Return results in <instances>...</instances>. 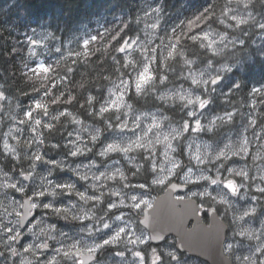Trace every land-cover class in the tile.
<instances>
[{
	"label": "clouds",
	"instance_id": "obj_1",
	"mask_svg": "<svg viewBox=\"0 0 264 264\" xmlns=\"http://www.w3.org/2000/svg\"><path fill=\"white\" fill-rule=\"evenodd\" d=\"M213 4L217 6L207 8L208 16L205 17V20L214 18L213 23H218L220 27L208 25V29H202V36L191 35L188 38L192 42L191 45H185L189 50H193V46H196L195 50L200 52V50L209 49V44H211L214 57L208 58L207 53L203 52L206 58V64L203 69L193 72L192 66L196 61L191 60V63H185V60L189 59L185 58L184 51L181 50L183 55L178 54L180 60L177 63L183 70L178 75H175L171 80L166 75H160L161 78L158 81L153 80L140 91H136L134 87L131 100L125 98L132 89V86H130L125 90L124 98L110 112H101L99 109L101 106H106L107 102L111 100L110 90L118 84L117 81L121 82V67L115 69V78L111 74L107 76V84L100 83L99 77L91 83L83 78L73 81L71 75H69L66 82L61 73H71L72 71L70 67H64L68 61V56H63L62 59L57 60L55 68L51 64L49 65L52 71L47 78L43 74H33L30 69L21 71L20 77L23 84L30 87L32 91H36L38 88L44 90L41 97L34 102L45 103L48 111L43 116L34 113L32 121L29 122L28 119L24 118V114L29 110V107L26 108L20 102L18 96L13 95L12 100L9 102L8 119L13 121V124L8 127L7 132H0V143L3 145V150L0 152V264H49L48 259L42 260L40 257L44 256L50 247L53 245L57 246L52 249L53 257H55L59 255L58 249H68L74 244L79 245L81 249L80 259L83 264H90L93 261L94 252L90 253L88 249L96 247L98 243H88L81 237V240L73 242L71 245L62 244L65 240V234L57 228L53 220L64 221L67 224L82 225L79 227V233H84L86 237H95L96 233L103 232L105 224L110 225L105 220L107 212L98 214L97 210L100 209L103 198L105 196H114V193L117 194L115 196L120 197L119 202L114 203L117 208L131 209L126 215L132 219V222L128 223L125 221L126 229L133 237L141 238L136 231H133L134 225L138 226L143 223L140 219V214L136 212L135 208L138 197L125 192V189L129 187L128 181H130L131 177L126 174L127 169L124 167L112 168L111 163L105 165V161L108 160L111 154L106 152V147L109 144H118L121 148L129 149L127 152H121L120 157L114 159L112 163L118 164L120 158H122L127 165L135 168L136 171L133 175H144L145 169L137 163V157L140 153L135 146L137 143L141 144L142 147L140 148L151 158V182L157 177H168L170 181L174 182L173 186L176 184L188 186L193 175H197L198 179L210 181L211 183L212 178L207 173L213 171L214 166L216 177L221 175V170H223L227 174L225 177L231 179L234 183L236 178H239L238 189H244L243 195L238 192L240 199H244V196H250L249 188L252 185L248 183L249 181L256 182V190L261 188L260 185L264 184V143L256 149L250 163L230 164V157L239 156L240 160H245L249 151L248 145L251 142L250 137L236 139L226 144L230 147L225 153V157L217 159V148L206 142H197V131L195 129L188 133L183 128V124L187 121L190 113L195 112L200 115L202 112L199 109L200 100H205L208 103H213L214 99L222 102L227 100L225 94L221 95L219 90L212 86L218 85L224 78L225 73L232 70L225 58H230L226 54L237 47V36L233 34H239L245 28H248L251 31L262 30L260 34L264 36V15H261L257 10L264 6V0H213ZM152 11L156 15L153 17L146 16L145 19H152L153 23L151 25L146 24L145 27H150L152 34L155 35L159 22L163 18L160 15V11L156 12L155 9ZM204 35H207L209 39L204 40L202 38ZM168 39L170 37H167V35L160 37L161 46H163L162 51L166 50L167 43L165 41ZM239 43H242V41ZM29 50H32L31 47H29ZM137 50L141 51L142 59L137 58L135 60L136 65H142L149 58V52L155 53V48H148L144 44L138 45V48L134 49L133 52ZM56 51L59 52L60 49L56 48ZM232 54L235 55V53ZM129 55L131 56L132 53H129ZM34 57L28 54L29 61ZM134 67H128L133 79L137 75ZM56 69H60V71H56ZM186 72L188 75H185ZM127 80V78H124V81ZM193 80L196 83H193ZM213 80L215 84L212 83ZM176 81H180V83L177 84ZM54 85L58 88L55 95L52 93ZM93 87L106 89L108 93L107 99L100 104L98 111L93 110L94 101H99L100 97L90 94V89ZM61 88L63 92H60ZM64 93L72 99V102L79 103L80 107H74L73 110L69 111L57 110L56 112H51L49 109L52 104L66 103L63 99ZM213 93H215V97ZM90 97L92 98V103H89ZM6 99L3 85H0V102ZM148 105L152 106L151 110H149ZM227 107H231V105L227 104ZM22 108L24 111H21ZM81 108L83 112H81ZM0 110H3L2 103H0ZM63 113H68V115L65 117ZM181 113L184 114L183 117L179 116ZM217 116L210 119H216ZM219 116L224 117L225 114ZM44 117H47L46 121ZM36 119H41L46 124L52 125L53 130L49 131L42 126H37L35 124ZM208 120L203 127L206 128L208 126ZM154 122L157 127H153ZM251 126L249 124L247 127L250 128ZM25 129L30 134L26 135ZM57 129L67 133L64 138L66 142L61 143L69 158L87 157L89 155L93 157L91 163L84 164L83 167L77 164L76 167L71 168V172L80 181L88 182V189L98 193L95 196L89 195L83 201L78 198L77 202L70 203L66 207L54 206V201L60 197L61 193L56 190L58 184L54 180L49 179V177L53 176V170L60 169L63 171L65 169V160L60 158L51 162L53 170H49L46 175L38 173L39 165L35 161V156L41 155V162L49 163V161L45 160L42 152L45 146H51L53 149L60 147V145L51 144L50 141L46 145L47 136L55 133ZM125 129L128 131H125ZM137 129L139 131H136ZM129 132L132 133L131 136L127 135ZM121 133H124V135H119ZM166 135L168 136V141L162 142ZM12 140L15 143L10 144ZM6 143L11 146L12 151L4 148ZM182 147L184 150L181 153ZM29 150H32L31 154H29ZM158 150L163 157L159 164L156 162ZM197 151L200 153L199 160L193 159ZM134 152L136 155H132ZM73 153L76 156H73ZM185 156L187 159H182ZM258 160L260 161L259 164L256 163ZM9 161H14L15 163L10 168H7ZM193 162H195V172L193 171ZM101 165H104V167L100 168ZM97 169L99 171H96ZM121 173L123 178H121ZM36 181H39V183H36ZM110 181L114 182L111 186L108 183ZM30 185H34L31 191H29ZM72 185V194L75 196L76 186ZM120 185L123 187H120ZM13 186L18 187L14 188ZM21 191L26 194L17 198L15 194L21 193ZM41 193L48 195L50 199H34ZM187 193L191 197L210 195L207 187H204L203 191L187 187ZM125 196H127V202ZM132 197L136 199L133 200ZM251 198L253 200L257 199L255 196H251ZM222 199L226 201L224 204H228L226 197ZM213 202H215V197H213ZM33 203L36 207L31 209V211L32 213L38 212L39 217L35 223L25 228L24 225L30 218L28 212ZM46 204L50 206V209L65 208L67 211H46L44 207ZM238 211V209L229 205V207L224 209L223 215L217 218L219 227L217 237V250L220 256L219 264H233L228 256L233 245L226 242V233L232 227L228 222L229 213H232V221L235 223ZM84 220H90L91 223H79ZM115 222L116 217L112 220V223ZM9 228L13 230L11 236L9 235ZM246 230L244 234L246 238L259 241L255 247V252L264 251V220H261L259 230L255 228ZM25 236L30 237L31 240L26 245L21 246V240ZM142 239L147 242L151 238L145 236ZM160 240H163L162 235ZM124 243H127V239H125ZM171 253H174V255L171 256L169 264H172V262L183 264L177 253ZM56 264H61V261L56 260ZM72 264H76L74 258ZM242 264H256V261L252 256H249L245 258Z\"/></svg>",
	"mask_w": 264,
	"mask_h": 264
},
{
	"label": "rangeland",
	"instance_id": "obj_2",
	"mask_svg": "<svg viewBox=\"0 0 264 264\" xmlns=\"http://www.w3.org/2000/svg\"><path fill=\"white\" fill-rule=\"evenodd\" d=\"M153 9H160L157 0H144L143 8L140 13V20L144 27V35L139 37L137 43L133 44L131 48L128 49V51H131L130 49H137L138 45L144 44L148 48H155L157 51L155 53H152L154 56H160L161 52V40L160 37H163L167 35V37H171L172 33L168 26V23H166L167 20H170L171 17H167L166 14L163 15V19L160 20L159 25L156 29L155 35L152 34V29L146 28L145 25H151L153 23L152 19H145L146 16L153 17L156 15L155 12H153ZM261 15H264V6H261L259 9H257ZM204 11V10H203ZM203 11H197L192 17V19H195L196 15H199ZM161 15V13H160ZM207 20L199 22L197 25H194V34L195 35H203L202 29H208V25H210V22H206ZM97 24L100 25V21H97ZM174 24H172L173 26ZM212 25V24H211ZM212 27H218L213 25ZM220 27V26H219ZM262 30H255L251 31L248 28H245V30L239 34H233L237 36V47L233 49L231 52L235 53V55H230L229 53L225 60L229 64V67L232 69L231 72H227L224 75V78L220 81L218 85H213L212 87H216L221 95H226L228 97V94L232 89H238L239 79L240 77H237V75H234V71H244L243 66L246 62H252L254 59V55L257 54L261 56V58H264V36L260 34ZM93 37H96V34L94 31L90 30H80L77 34L73 35L71 38H68L66 40H61L60 38L52 36L46 29H39V28H32L29 29L26 32L20 33V41L26 45V51L24 52L23 58L25 59V64L28 65L26 67L29 69V67H39V64L41 62L44 63L45 67H48L49 63L56 61L57 59H61L63 56H75L78 52H84L85 44L87 42V45L93 41ZM29 40L33 41H40V46H35L29 44ZM130 41V40H129ZM242 43H239L241 42ZM128 42V41H127ZM167 43V40L165 41ZM207 43V41H205ZM29 47H35V51L37 52V56L34 57L31 61L28 60V49ZM56 48H59L60 51L57 52ZM209 54L214 55L211 48L207 49ZM250 50V51H249ZM249 52V53H247ZM132 53L131 56H129V59L136 60L137 58H141V51L137 50ZM135 54V56H133ZM245 55V56H244ZM253 55V56H252ZM186 57V56H185ZM214 57V56H213ZM256 57V56H255ZM197 57H193L189 60H195L196 63L192 66L193 72H196L197 70H202L203 67L206 64V60L201 62ZM223 60V58H222ZM156 62V61H155ZM149 64L150 68V74L154 77L153 73V65L154 63ZM222 62V61H221ZM126 63V61H125ZM129 72V70H128ZM124 73V72H123ZM244 76H245V72ZM188 75V73H187ZM124 78H127L128 80H132L133 77L131 75L123 76ZM239 78V79H238ZM247 79V78H246ZM247 82V81H245ZM119 83V81H117ZM248 85L245 89V92L242 93L239 96V105L237 107H228V111L220 112L219 111V102L216 99V102L214 100L213 103H210L205 112L200 113V118L202 119V123H206L208 119L211 117L214 118L216 115H223L226 112H234V118L233 121L229 124H226L224 126H221L214 130L213 132H201L200 134H197V142H206L213 147L217 149H224L225 145L230 143L231 141H234L236 139H243L245 137H250L251 142L248 145L249 151L247 153V156L245 157V160H240L239 156L236 157H230L229 163H235L236 165L244 164V163H250L252 155L256 152V149L264 143V117L261 118L260 112V103L258 100V96H254L252 94L253 90L264 88V77L258 80H248ZM147 86V85H145ZM134 83L132 85V89L129 91L128 96L125 97L126 99H129L131 94L134 92ZM215 97V93H213ZM108 93L106 91L105 98L100 102L103 103L105 99H107ZM41 96H37L35 98L30 99L29 101H20L25 105V107L31 106L33 109H35V100H38ZM112 100L115 99V96H112ZM12 99L7 98L6 103L4 104V101L1 102L3 104V110H0V122H2L3 132H7L8 127L13 124V121L8 119V112H9V102ZM253 102H255V110H253ZM215 103V104H214ZM99 104V106H100ZM213 104L215 106H213ZM98 106V109H99ZM264 109V106L262 107ZM50 110V109H49ZM21 111H24L22 108ZM97 111V109L95 110ZM54 112V111H53ZM35 113V112H34ZM26 114V112H25ZM24 114L25 119H29ZM180 117H183L184 114H179ZM255 120V125H252L250 128L247 126L250 124L251 120ZM44 120H47V117H44ZM187 120L190 121V124L192 127L195 126V121L191 118H187ZM24 127L23 125H21ZM125 131H128L125 129ZM136 131H139L137 129ZM216 134L213 138H209L206 134L212 135ZM25 134H30L27 129H25ZM119 135H124V133H121ZM127 135L131 136L132 133L129 132ZM151 135V133H149ZM71 139V138H69ZM66 142V141H65ZM11 143H15L14 140L10 141ZM57 144V143H55ZM2 145V143H1ZM58 145V144H57ZM3 150V145H2ZM183 147L181 148V153L183 151ZM32 150H29V154H31ZM137 151L140 153V155L137 157V163L143 168L145 167V164L143 163V160H148V163L150 165V172L152 168L151 158L150 156L144 152L143 149L137 148ZM42 155H44L45 160L49 161V163H38V173L40 175H46L49 170H53L51 166V162H54L60 158H63L65 160V169L62 171L60 169L53 170V176L49 177V179L54 180L57 184H63V183H70L74 184L76 186V190L80 192H85L87 195H93V190L87 188L86 181H80L78 177L74 176L71 172V168L76 167L77 164H79L81 167H83L84 164L91 163L92 156L89 155L87 157L85 156H78L75 158H69L67 155V152L62 150L60 147L58 149H50L48 152H45L43 149ZM132 155H136V153H132ZM157 164L160 163V161L163 159L161 152L157 151ZM120 157V153H111L108 157V160L105 161V165L111 163L112 168L117 167H124L127 169V175L131 177L130 181H128L129 187L125 189L126 193L136 195L138 199L135 203L136 212L140 214V218L143 216V211L145 209H149L153 206L155 199L161 194L160 191H163L166 189V187L172 183L173 181H170L168 177H164L162 183H144L140 182L139 175H133V173L136 171L135 168H132L131 166L127 165L125 161H123L122 158H120V162L112 163V161L116 158ZM186 157V156H185ZM187 158V157H186ZM184 159V158H182ZM185 160V159H184ZM257 164L260 163V161H256ZM104 165H101L100 168H103ZM149 167V166H148ZM206 167V166H202ZM96 171H99L97 169ZM193 171L195 172V162H193ZM221 178L225 177L227 174L221 170ZM212 179L216 178V173L214 171H210L207 173ZM18 175V174H16ZM239 178H236L235 183L239 185ZM36 183H39V181H36ZM109 185H113L114 182L110 181L108 182ZM250 185H252L249 188L250 196H244V199H240V195H243L244 189L240 188L239 193L237 196H233L230 189H226L223 187V184L217 186L212 185L210 181L206 180H200L198 179L197 175H193L191 183L188 185V187L193 188L194 190L203 191L204 187H207L208 192L210 195H199L197 197H191L190 194H180L179 196H183L185 198L191 197L194 199H197L200 205L204 208V214L207 215L209 210L211 208H215L217 212L222 216L224 213V209L229 207L231 205L233 208L238 209L237 213V220L235 223L232 221V213L230 212L228 215V222L232 227H230L229 232L227 233V243H231L233 245L231 251L228 253L234 264H242L243 261H245V258L252 256L256 264H262L264 262V253L262 252H255V247L259 243V241L255 240H249L245 236L239 235L241 231H244L248 228H255L257 230L261 227V220H264V195L260 194L255 187V181H249ZM261 187H264V184L260 185ZM34 187V185H30L29 191H31V188ZM120 187H123L120 185ZM162 192V193H163ZM95 195H98V193H94ZM22 194L16 193L15 196L18 198ZM251 196L257 197V199L253 200ZM213 197H215V202H213ZM226 197L228 199V204H221L219 203L220 199ZM50 199V198H49ZM78 197L72 195L69 196L67 194H60V197L54 201V206L56 207H66L70 203L77 202ZM120 197L118 196H105L102 200V203L100 205V209H98V214H103L104 212H107V216H105V220H107L110 225L111 229H104L101 233H96L95 237H86L84 233H79V227L82 225L77 224H67L64 221L60 220H53V222L56 224L57 228L60 229L65 234V240L62 242L71 245L73 242H76L78 240H81V237H83L88 243H99L102 244L103 239L110 238L111 235H115V232L118 227L126 228L125 221L128 223L132 222V219L126 215V213H129L131 209L127 208H116L113 209L111 207L112 203H118ZM125 200L127 202V196H125ZM95 203V201H93ZM255 209V212L251 215L244 216V218L238 219V217L243 214L245 211L249 209ZM119 212V213H118ZM115 216H121L124 217L122 221H116L115 223H112V220ZM39 213L35 212V219L32 220V223H35L36 219H38ZM86 221L85 224H90V220H84ZM82 222V221H81ZM79 222V223H81ZM133 231L137 232V235L141 238H144L145 236H149V232L141 225L138 226L134 225ZM123 235V234H122ZM129 236L131 234L129 233ZM127 239V237H124V240ZM31 240L30 237L25 236L21 240V245H26ZM176 242L177 240L174 238H169L166 240L165 245L162 247L155 246L151 244V240L149 239L145 244H127V243H121L120 241H117L113 244H110V251L105 252L102 254V258L100 261H98V264H141L140 258L135 256V252L139 251L141 257H143V264H152V252L155 250L156 255L160 257V259L157 261V264H169V261H171V257L167 255L168 252H175L180 257V253L176 249ZM107 246L104 245L102 248H98L95 253H98L103 250V248ZM57 247L56 245H53L50 247L49 250L46 251L45 255L40 257V259H48L51 260L54 256L53 248ZM79 247V245H78ZM74 255L70 256L68 258H65L63 254H59L55 256L56 260H60L61 264H72L73 258L75 259L76 264H79L80 261V253L73 250ZM181 261L183 264H203L199 261H194L189 258H181ZM97 264V263H96ZM172 264H175V262H172Z\"/></svg>",
	"mask_w": 264,
	"mask_h": 264
},
{
	"label": "trees",
	"instance_id": "obj_3",
	"mask_svg": "<svg viewBox=\"0 0 264 264\" xmlns=\"http://www.w3.org/2000/svg\"><path fill=\"white\" fill-rule=\"evenodd\" d=\"M157 2L161 17L164 14L167 17H171L170 20L166 21L171 33L174 28L178 29L180 26H183L184 36L180 37L179 32H177V36L181 39L179 47L180 50L184 51L185 58L191 59L195 56L199 60L202 58L201 62L206 60L203 51L208 53V50H200L201 54L198 55V51L195 50L196 46H193V50L185 47V45H191L192 43L187 37L195 35L193 31L194 26L189 29L187 21L192 19L199 11L217 6L213 4V0H157ZM143 4L144 0H0V85H3L6 97L12 99L14 95L18 96L20 101H29L32 98L41 96L44 91L39 88L36 91H32L30 87L21 82L20 77L21 71H28L25 67V59L23 58L26 45L20 41V33L32 28L46 29L52 36L61 40L71 38L80 30L91 29L94 31L96 34L95 39L87 45V49H84V51H88L89 55L87 57H77V55L68 57V61L64 67H70L72 71L71 73L62 72L61 74L64 76L66 82L69 75H71L73 81L83 78L91 83L99 77L100 83L107 84L108 81L103 79V77L111 74L115 78V69L125 63V60H123L125 54L117 53L113 49L124 47L125 42L138 40L139 37L144 35V27L140 20ZM213 19H208L206 22H210L212 26L219 27L218 23H213ZM97 21H100L101 24L98 25ZM172 24L174 25L172 26ZM130 50L128 51L129 53L133 51V49ZM207 56L208 58H212L214 55L208 53ZM113 57L116 58L117 63H114ZM157 57L159 56L157 55ZM179 60L180 57H176L169 61L170 63L168 62L166 67L164 61L158 59L153 65L155 69L153 70L154 80L158 81L160 75H166L169 80L173 79L175 75H178L183 70L177 63ZM56 61L49 63V65L51 64L55 68ZM244 65L243 72L246 70L245 76L241 70L233 72L234 75L240 77V79L238 78L240 84L238 89H232L226 101L217 100L221 113L228 111L227 104L233 107L239 105V96L249 86L248 80L256 81L264 77V58H261V56L255 54L254 61L246 62ZM56 71H60V69H56ZM120 75L121 77L122 75H130L128 68H121ZM185 75H187V72ZM176 83L178 84L180 81H176ZM57 91L58 88L54 85L52 93L55 95ZM106 91V89L96 87L90 89L91 95H98L100 97L99 101H94V111L96 109L98 111V106L105 98ZM60 92H63L62 88ZM133 93L129 97V100H131ZM63 99L65 101L68 99L66 93L63 94ZM214 100L216 102V99ZM258 100L260 110H262L260 112L262 118L264 117V109L262 108L264 106V98L258 96ZM214 104L213 106H215ZM74 107L79 108L80 104L75 101L52 104L50 111H69L73 110ZM148 108L151 110L152 106L148 105ZM81 112H83L82 108ZM3 125L0 122V132H3ZM216 134L206 135L209 138H213ZM66 135V132L57 129L55 133L47 136L46 145H48L49 141L51 144L57 143L62 150L67 152L61 143L65 142L64 138ZM50 149L53 148L51 146L44 147L45 152H48ZM0 152H2L1 143ZM183 158L187 159L186 157ZM14 163V161H9L7 168H10ZM143 163L145 164V174L139 175L138 180L150 183V165L148 160L145 159ZM162 192L160 191V193Z\"/></svg>",
	"mask_w": 264,
	"mask_h": 264
},
{
	"label": "snow or ice",
	"instance_id": "obj_4",
	"mask_svg": "<svg viewBox=\"0 0 264 264\" xmlns=\"http://www.w3.org/2000/svg\"><path fill=\"white\" fill-rule=\"evenodd\" d=\"M155 11L159 12L160 9H155ZM207 16H208V9L206 8L199 15H196L195 19L188 20L187 21V27L189 29H191L194 25H197L199 22L204 21L205 17H207ZM154 27H155V25H154ZM177 32H179L180 37H183L184 36L183 26H180L178 29L177 28L173 29L172 36L170 37V39L167 40L166 50L165 51L161 50L159 57L153 56L152 53L149 52V58L147 60H145L142 63V65H136L134 60L129 59L130 55H129L128 49L131 48L133 44L137 43V41H128V42H125L124 47H118V48L113 49V51H116L117 53H124L125 54L123 57V60H125L126 63L122 64L121 68H128V67L135 66L134 70L137 71V75L134 79L127 80V81H124L123 77H121V82L118 83L113 89L110 90V95L115 96V99L114 100L111 99L110 101H108L106 106H101V108L99 109L101 112L107 113V112H110L113 108L117 107L119 101H121L124 98L125 90L128 89L130 86H132L133 83H134L136 91H140L145 87V85L150 84L154 80V77L150 74L149 64L157 61L158 59H162L165 63V66L167 67L168 62L175 59L176 57H178V54L181 56L183 55V52H181L180 47H179V45H181V39L177 36ZM189 37L190 36H188L187 38H189ZM202 38L204 40L209 39V37L207 35H204ZM29 44L35 45V46H40L41 42L29 40ZM162 47L163 46H161V49H162ZM211 47H212L211 44H209V48H211ZM85 48L87 49V42L85 44ZM31 49H32L31 51L28 49L29 56H33V57L36 56L37 52L35 51V47H31ZM134 49L135 48H133V50ZM156 51H157V49H155V52ZM76 55H77V57H87L89 55V53H88V51H84V52H80L79 54H76ZM113 61H114V63L118 62L115 57H113ZM185 63H191V60H185ZM26 67H28V65H26ZM29 69L35 75L43 74L45 76V78H47L48 74L51 73V71H52V69L50 67H45L43 62H41L39 64V67H29ZM160 78H161V76H159V79ZM103 79L107 80L108 77L107 76L103 77ZM193 83H196V81L193 80ZM212 83L215 84V81L213 80ZM252 94L254 96L259 95L262 98H264V88L253 90ZM182 99H183V97H182ZM71 102H72V99L68 97V99L66 100V103H71ZM89 103H92L91 97L89 98ZM189 103H191V101H189ZM206 104L208 106L210 103H208L205 100H200L199 109H201L202 112H205L204 110H206V108H207ZM255 106H256L255 102H253V110H255ZM47 111H48V108H47L46 104L43 102L37 101V102H35V109H33L31 106H29V110L26 112L25 115L29 118L28 119L29 122H31L33 119L34 112L37 115L43 116ZM63 115L66 117L68 115V113H63ZM234 115H235L234 113L226 112L224 117H221L218 115L216 117V119H209L208 120V126L205 128V127H203L204 123H202V119L200 118V115H197L195 112H193V113H190L188 118H191L192 120L195 121V126L192 127L190 124V121L187 120L183 124V128L188 133H191L194 129L197 131V134H200L201 132H213L217 128L224 126L226 123L232 122ZM57 118H59V117H57ZM255 123H256L255 120L250 121L251 125H255ZM35 124L37 126H42L43 128H45L49 131L53 130L52 125L46 124L41 119H36ZM153 127H157L155 122L153 123ZM33 131H34V129H33ZM167 141H168V136L166 135L162 142H167ZM135 146L137 148L142 147L141 144H139V143H137ZM229 147H230L229 145H225L224 149H217V159H223L225 157V153L228 151ZM4 148L8 151H12L11 146L7 143L4 145ZM128 150H129L128 148H121L120 145H118V144L117 145L109 144L106 147L107 153H121V152H127ZM73 156H76V154L73 153ZM193 159H197V160L200 159L199 151L196 152V154L193 156ZM35 161H36V163L37 162L42 163L41 162V155H36ZM44 163L47 164V162H44ZM225 171H227V169H225ZM114 176H115V174H114ZM121 178H123L122 173H121ZM163 179H164V177H157L156 179H154L152 181V183H162ZM81 180H83V178H81ZM211 184L217 185V186L223 184L224 188L231 190V193L233 196H237L238 192L240 190V189H238V185L236 183H234L231 179H228L226 177L221 178V175H218L216 178L211 179ZM13 187L15 188L18 186H13ZM56 190L60 193L67 194L69 196L73 195L72 194L73 193V185L70 183L58 184V187ZM257 191L260 194L264 195V187L257 189ZM94 193L95 192L93 191L92 196H95ZM21 194L25 195L26 193L21 191ZM113 195L115 196L117 194L114 193ZM206 195H208V194H206ZM75 196L83 201V200L87 199L89 195H87L84 192L76 191ZM36 198L48 200L50 197L48 195L41 193L37 197H34V199H36ZM132 199L135 200L136 198L132 197ZM220 203L224 204V203H226V201H224L221 198ZM35 207H36V205L33 203L31 205V208L29 209L28 216L30 218L25 223V225H24L25 228L28 227L29 225H31L32 220L35 219V216L33 215L32 211H31V209H34ZM44 207H45L46 211H48V210H52V211H56V212H66L67 211V209H65V208L50 209V206L47 204ZM111 207L113 209L117 208L116 204H114V203L111 204ZM254 212H255L254 208L249 209V210L245 211L242 216H239L238 219L242 220L244 218V216L251 215ZM115 217H116V221H122L123 220V217H121V216H115ZM105 229H111V225L105 224ZM12 231L13 230L11 228H9V235L10 236L12 235ZM246 231H247L246 229L244 231H241L240 235L244 236ZM124 237H127V244H145L146 243L142 238H136V237H133L132 235L129 236V231L126 228L118 227L116 232H115V235H111L110 238L103 239L102 244L98 243V245L96 247H91L88 249V251L90 253H92V252L95 253L98 248H102L104 245H110V244H113L117 241L124 243V241H125ZM160 238H161V236L157 235V236H153L151 239L160 240ZM21 246H23V245H21ZM25 250L27 251V249H25ZM73 250H75L76 252H79L80 257H81V249H80V247H78L75 244L72 245V247H70L68 249L61 248V249H58L57 251L59 254L62 253L65 258H68V257L74 255ZM262 253H264V251H262ZM167 255L169 257H171L172 255H174V253L169 252V253H167ZM135 256L140 258L141 264H143L144 258L141 257L139 251L135 252ZM152 257H153L152 264H157V261L160 259V257H158L156 255L155 250H153V252H152ZM49 264H56L55 257H52V259L49 260ZM79 264H83V261L81 259L79 261Z\"/></svg>",
	"mask_w": 264,
	"mask_h": 264
},
{
	"label": "water",
	"instance_id": "obj_5",
	"mask_svg": "<svg viewBox=\"0 0 264 264\" xmlns=\"http://www.w3.org/2000/svg\"><path fill=\"white\" fill-rule=\"evenodd\" d=\"M173 185L174 183L170 184L165 192L156 198L152 208L143 212L141 225L149 232L150 238L163 236V240L151 239L152 244L161 245L166 238L175 237L179 252L188 253L209 264H219L217 218L220 215L216 209H210L209 225L205 224L200 214L203 208L198 201L177 197V194L187 191V186ZM33 215L35 216V212Z\"/></svg>",
	"mask_w": 264,
	"mask_h": 264
},
{
	"label": "flooded vegetation",
	"instance_id": "obj_6",
	"mask_svg": "<svg viewBox=\"0 0 264 264\" xmlns=\"http://www.w3.org/2000/svg\"><path fill=\"white\" fill-rule=\"evenodd\" d=\"M203 222H205V223H208L209 221H208V218H206V216H204L203 217ZM230 230V229H229ZM93 238V237H92ZM170 238H172V237H170ZM169 239V238H168ZM226 241H227V236H226ZM166 242V241H165ZM165 242L162 244V245H160L159 247H162V246H164L165 245ZM152 244V243H151ZM153 245V244H152ZM176 249H177V242H176ZM108 251H110V245H107V246H105L104 248H103V250L102 251H100V252H98V253H94V257H95V261H93L92 263H90V264H96L98 261H100V259L102 258V254H104L105 252H108ZM177 251H178V249H177ZM179 252V251H178ZM180 253V257L181 258H189V259H191V260H194V261H199L200 260V263H203V264H209L208 262H204L203 260H201V259H197V258H194V257H191L189 254H187V253H181V252H179ZM229 256V255H228ZM230 257V256H229ZM232 260V259H231ZM233 262V261H232ZM233 264H234V262H233Z\"/></svg>",
	"mask_w": 264,
	"mask_h": 264
},
{
	"label": "bare ground",
	"instance_id": "obj_7",
	"mask_svg": "<svg viewBox=\"0 0 264 264\" xmlns=\"http://www.w3.org/2000/svg\"><path fill=\"white\" fill-rule=\"evenodd\" d=\"M6 21H7V20H6ZM249 51H250V50H249ZM203 52H204V51H203ZM247 53H249V52H247ZM199 54H201V53L198 52V55H199ZM207 54H208V53H207ZM198 55H197V56H198ZM227 55H228V53H227ZM230 55H232V54L229 53V56H230ZM244 56H245V55H244ZM252 56H253V55H252ZM194 57H195V56H194ZM207 57H208V56H207ZM210 57H211V56H210ZM230 57H232V56H230ZM199 58H200V57H199ZM212 58H213V57H212ZM196 59H197V58H196ZM201 59H202V58H200V60H201ZM204 59H205V58H204ZM202 60H203V59H202ZM252 60L254 61V59H252ZM244 66H245V65H244ZM245 72H246V70H245ZM247 75H248V74H247ZM246 78H247V77H246ZM255 79H256V78H255ZM234 101H235V100H234ZM235 102H236V101H235ZM60 148H61V147H60ZM50 167H51V166H50ZM118 213H119V212H118ZM81 223H84V224H85L86 221H82Z\"/></svg>",
	"mask_w": 264,
	"mask_h": 264
}]
</instances>
